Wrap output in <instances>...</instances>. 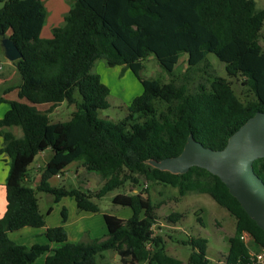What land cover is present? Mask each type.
<instances>
[{"label":"trees","instance_id":"16d2710c","mask_svg":"<svg viewBox=\"0 0 264 264\" xmlns=\"http://www.w3.org/2000/svg\"><path fill=\"white\" fill-rule=\"evenodd\" d=\"M0 3V33L21 53L14 64L21 79L18 97L26 101L11 102L0 119V154L9 159L6 208L0 218V264H32L47 252L51 254L45 264H98L104 251L118 254L123 264H182L165 253L163 237L153 232L157 217L145 189L115 195L112 203L128 207L131 217L103 215L107 231L103 240L69 243L62 226L46 230L49 243L57 246L53 250L8 239V233L45 226L37 192L51 195L54 203L71 197L78 210L98 213L94 200L126 183L138 186L140 180L176 188L181 197L206 194L227 211L235 226L222 264L246 262L243 232L264 247V232L218 177L198 167L173 175L147 163L178 156L190 134L205 148L223 150L249 118L264 112V47L259 45L264 8L258 9L255 0H72L63 24L52 30L50 39H42L46 11L41 0ZM181 53L188 56V71L213 54L224 64L228 79L212 77L207 86L189 92V81L177 84L173 75ZM148 58L169 75L168 83L139 76ZM96 60H104L109 68L129 69L142 87L126 117L117 122L98 116L109 106V89L90 72ZM233 81L247 90V100L237 95ZM61 103L74 111L68 121L52 122L50 115ZM39 105L49 109L40 111ZM9 127L20 128L23 136L15 138L5 131ZM46 150L50 157L40 185L31 188L25 181L28 168ZM77 160L86 172L100 175L97 191L49 186L51 177ZM252 167L264 183V158ZM61 218L65 222V210ZM180 218L179 213L167 216L169 223ZM181 244L191 250L187 264H214L206 257V239L190 237Z\"/></svg>","mask_w":264,"mask_h":264},{"label":"rangeland","instance_id":"374dc122","mask_svg":"<svg viewBox=\"0 0 264 264\" xmlns=\"http://www.w3.org/2000/svg\"><path fill=\"white\" fill-rule=\"evenodd\" d=\"M255 2L258 9L264 8V0H255ZM259 45L264 47V32L261 34ZM187 58L188 56L186 53L180 54L173 75L177 84H180L186 79L189 81L187 85L189 92L195 91L200 85L207 86L208 80H211L212 77L218 76L228 79L224 64L213 54H208L206 56L207 61L205 64H201L189 71L187 69ZM90 72L97 74L109 89V95L107 97L109 106L107 109L99 111V118L112 122H117L125 118L127 115V108L131 101L142 93V87L137 78L129 69L122 66L109 68L104 60H96ZM139 76L142 79H156L161 83H168L171 79L160 67L158 62L152 58H148L142 62V69L140 70ZM233 83V88L237 95L241 99L247 100V98H244L246 94L245 91L247 90L241 88L235 81H233ZM73 111V106L62 103L52 112L50 119L52 122H66L70 119ZM38 159V156L34 158L27 173L31 172L29 169L35 165ZM89 174L93 181L89 188L87 185L78 183L75 178L72 177V173L66 175V178L60 182V186L66 190L79 188L82 191H86V187L88 190L92 189L94 185H97L95 188L97 191L102 183L101 177L95 173ZM26 185L34 188L32 184L26 183ZM143 189L147 190V195L155 207L157 223L153 226V232L163 237L166 247L165 253L169 257L180 261L182 264H187V259L191 250L188 246H183L181 242L188 240L190 237H200L208 241L206 257L214 264H222L224 262L228 252V239L233 235L235 226L234 219L227 211L217 205L213 199L206 194L187 193L185 196L181 197L176 188L157 183H148L143 180H140V185L138 186L126 183L122 187L107 193L102 198L94 200L101 215H91L92 219L86 221V223L93 229V233L96 237L95 240H103V235L106 237V228L103 225L102 219L103 214L106 213L113 216L131 215V210L128 207L112 203V199L115 195L119 193L129 194L132 192H140ZM37 198L40 211L44 215V218L50 216L49 222H53V220H62L60 214L61 207L56 206L51 195L37 192ZM61 200L66 207H69V201L74 202L71 197H64ZM50 208H52L53 211L48 213ZM172 213L181 214V218L178 222H168L167 216ZM81 224L82 222L80 225ZM30 230L38 231L39 229ZM12 240L14 241V237H12ZM17 243H21L20 240ZM113 254L114 253L110 251L102 252L97 259L98 264H123L121 261H116Z\"/></svg>","mask_w":264,"mask_h":264},{"label":"crops","instance_id":"0c3cea01","mask_svg":"<svg viewBox=\"0 0 264 264\" xmlns=\"http://www.w3.org/2000/svg\"><path fill=\"white\" fill-rule=\"evenodd\" d=\"M41 2L43 4V7L45 8L46 17L44 24L41 28L40 38L50 39L52 37V30L54 28L60 27L63 24L64 18L68 14L72 6V0H41ZM20 82H21L20 74L17 71L14 62H10L5 58L3 54V50L0 46V98L3 99V102L0 103V119L10 109L11 102H15V101L26 102L25 100H21L18 97V86ZM36 107L40 111H45L49 109V105H39ZM58 107L59 105L55 109H53V112ZM5 131L10 132L17 139L23 136L22 130L18 127H9L6 128ZM37 156L39 158L38 161L35 163L34 166H32L29 169L31 172L27 173L25 179L26 183L32 184L34 189H36L40 185L43 167H45V164L50 157V151L46 150L44 152L39 153ZM37 165H40L41 168L38 169ZM8 169H9L8 157L4 154H0V218L3 216L6 208L5 181L8 174ZM68 173H72V177L75 178V180L78 183L87 185L88 188L91 187V184L93 183V181L90 178L91 175L85 171V168L82 165V161L80 160L72 162L62 171L60 175L51 177L48 180L49 186L52 188H62V186H60V182L66 178V175H68ZM96 186L97 185H94V187L92 189H88V191H96L95 189ZM87 187L85 190H87ZM61 199L59 202L55 204L57 207H61V211L65 210L66 212L65 222H63L62 220L61 221L53 220V222H49L50 216H48V218L47 217L45 218V226L43 228H40L38 231L30 230L34 228H23L15 232L8 233V239L17 245H23L26 247H31L33 245H47L50 247L51 250H53L57 246L54 243H49L45 235L46 230L48 228L62 226L67 234V241L69 243H73V244L89 243L90 241L95 240L96 237L93 233V229L90 228L89 224H87L86 221L92 219L91 215L100 216L101 215L100 210L98 213L95 214L83 212L77 209L75 202L69 201L68 202L69 207H66L65 205H63ZM52 211L53 209L50 208V212ZM103 215H102V219H103ZM116 217L121 220H127L128 218L131 217V215L129 216V214H126L125 216H116ZM81 222L82 224L80 225ZM103 225L105 226L104 220H103ZM99 230H100V224H99ZM13 233H17V234H13ZM12 237H14V241L12 240ZM103 238H105V235H103ZM19 240L21 243H17L19 242ZM50 254H51L50 252H47L39 256L32 264H45V258ZM113 257L116 261H120V256L118 254L114 253Z\"/></svg>","mask_w":264,"mask_h":264},{"label":"water","instance_id":"95a60500","mask_svg":"<svg viewBox=\"0 0 264 264\" xmlns=\"http://www.w3.org/2000/svg\"><path fill=\"white\" fill-rule=\"evenodd\" d=\"M0 46L10 62L21 59L13 41L0 33ZM264 158V112L249 118L232 136L223 150L203 147L190 134L182 152L161 161L150 160L153 168L181 175L192 167L218 177L256 225L264 232V183L253 171V162Z\"/></svg>","mask_w":264,"mask_h":264},{"label":"built area","instance_id":"2783aa9c","mask_svg":"<svg viewBox=\"0 0 264 264\" xmlns=\"http://www.w3.org/2000/svg\"><path fill=\"white\" fill-rule=\"evenodd\" d=\"M37 168H41V166L37 165ZM240 240L247 248L246 262L241 264H264V247L257 245L253 237L246 232L240 235Z\"/></svg>","mask_w":264,"mask_h":264}]
</instances>
